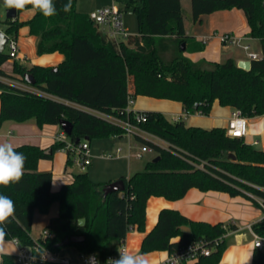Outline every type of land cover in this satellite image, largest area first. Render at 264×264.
I'll list each match as a JSON object with an SVG mask.
<instances>
[{"label": "trees", "instance_id": "trees-1", "mask_svg": "<svg viewBox=\"0 0 264 264\" xmlns=\"http://www.w3.org/2000/svg\"><path fill=\"white\" fill-rule=\"evenodd\" d=\"M71 2V10L64 12L68 0H53L57 14L51 17L37 11L26 20H20V16L6 18V32L18 37L20 28L26 26L30 35L39 38V54L58 51L64 59L49 66H25L14 59L10 73L3 67L11 59L9 53L6 49L0 53V124L31 118L39 125L58 124L65 118L74 125L71 135H67L69 141L80 144L86 138L90 142L94 137L123 136L124 126L109 118L114 116L129 119L168 145L137 133L138 139L151 145L155 157L160 158H152L144 169L129 177L123 175L124 189L106 195V183L93 180L87 171L75 173L71 182L53 190V172L39 170V160L53 159L56 150L65 148L66 140L57 139L47 148L35 144L13 146L26 160L20 181L0 186V194L10 197L15 205L5 239L34 244L31 231L35 212L48 213L57 203L58 213L46 226L53 235L43 243L58 252V242L85 234L84 240L72 244L80 252L104 254L124 241L130 229L145 231L149 197L176 200L192 187L242 195L264 209V149L243 137L229 135L224 126L189 125L182 117L170 120L157 110H138L146 116V120L138 121L134 114L125 112L131 93L135 97L180 101L186 113L209 114L213 102L219 100L222 105L240 108L247 117L264 114V53L251 59L250 69L240 67L233 58L223 62L192 60L184 54L182 43H188L189 51H200L205 44L187 34L182 0H130L128 6L137 15L138 34L130 33L119 44L102 33L89 13L77 9V0ZM234 7L244 10L249 35L260 38L264 47V0H191L194 21L206 12ZM168 51L174 55L165 59L163 55ZM27 72L35 76L36 83L27 82ZM5 78L19 79L29 87ZM66 151L70 166L74 154ZM82 217L86 218L84 226L79 223ZM182 225L191 231L183 230ZM252 229L264 236V216L252 224ZM227 230L222 222L195 220L178 209L165 207L145 235L141 251L173 250L205 239L212 247L211 253L192 264H219L226 240H215ZM1 264H17L16 256L3 254ZM253 264H264V250L259 247L254 249Z\"/></svg>", "mask_w": 264, "mask_h": 264}, {"label": "crops", "instance_id": "crops-1", "mask_svg": "<svg viewBox=\"0 0 264 264\" xmlns=\"http://www.w3.org/2000/svg\"><path fill=\"white\" fill-rule=\"evenodd\" d=\"M191 7V0H182V7ZM192 9V8H191ZM90 10V9H85ZM94 11V10H93ZM30 9L22 11L18 16L20 20H26L34 15ZM184 21L186 22L185 18ZM187 34L193 35L197 42H203L205 44L204 49L200 51H189L184 52L185 55L194 61H218L223 62L228 58H233L237 63L242 60H251L248 55L249 51L256 52L259 57L263 56L264 47L263 42L260 38L252 37L249 35L250 25L247 16L243 9L239 8H229L220 9L213 11L211 13L202 14L198 20H193V22L188 25L185 23ZM6 28V27H5ZM4 27H0V30H5ZM100 30L105 35L107 33L106 25H99ZM24 33L25 37L30 38L31 41H38L39 38L35 35L29 34V29L26 26L20 28L19 34ZM130 33V32H129ZM224 33H231L238 37V43L227 42L224 43L221 40V35ZM18 34V35H19ZM132 34H138L132 33ZM19 41V40H18ZM20 45V57L17 59L22 65L31 66L32 64H42V65H57L64 59V54L61 52H52L36 55V47L33 49L32 57L28 56L26 49ZM244 45H249V49H245ZM188 46V43H186ZM236 46V48H232ZM33 58V59H32ZM13 62L14 59H9L3 65L7 72L12 73L13 70L6 68L8 62ZM30 61V62H28ZM29 64H28V63ZM14 65L11 66V69ZM13 83L18 86L29 87L25 82L19 79H12ZM135 102L133 108L136 110H157L164 112L167 116L168 114L173 115V120L187 116H194L200 118L190 125H199L203 127H213V126H224L226 127L228 121L231 117V113L234 107L229 105H222L219 100L213 102L211 111L209 114H203L200 112L186 113L183 109V105L180 101H175L172 99L157 98L148 95H137L135 97ZM1 108V101H0ZM264 119V114L248 117L249 133L245 137V140L257 148L264 149V132H258L254 128L255 125H259L261 120ZM187 123V122H186ZM188 124V123H187ZM61 125L58 124H44L39 125L35 118L28 119L26 121H15L6 120L0 124V143H11L13 146L23 145V144H35L43 148L51 146L58 138V136L63 133ZM137 133L145 138L151 139L150 136L154 137L153 140L163 146H167L168 143L153 136L152 134L140 131L133 135L136 139ZM68 141L69 138L65 136ZM139 140V139H138ZM133 149L140 147L137 143L130 139L129 146ZM129 148V147H128ZM155 152V151H154ZM156 156V152L154 153ZM128 156V153H127ZM153 157V158H154ZM68 152L64 148L56 150L53 159L42 158L39 160L38 168L41 171L51 169L53 172V190L58 189L63 183L71 182L74 178V174H66L69 172L70 168L67 165ZM133 158V157H128ZM135 158V157H134ZM52 161V165L48 162ZM84 169V168H83ZM65 172V173H64ZM120 177H108L107 181H97V182H111L116 178ZM125 176V175H124ZM215 197L213 198V196ZM147 201V213H146V223L149 228L145 229L148 232L155 226L154 218L156 211L159 212L162 208H175L195 220H206L211 223L222 222L226 227H228L227 232L224 234V239L226 240V248L221 257L219 264H253V252L256 248L255 246V233L252 229V224L259 221L264 216V209L257 205L252 199L236 195L232 196L228 192L224 191H202L197 187L190 188L185 196L182 198L171 200L164 196L153 195L149 197ZM53 207V208H52ZM58 213L57 206H51L48 213H41L39 210L35 212L33 230L31 234L33 238H38L41 233L40 230L44 229L48 223L50 217ZM151 213V214H150ZM150 214V215H149ZM159 215L155 220H158ZM148 220V222H147ZM151 226L150 227V222ZM130 233V232H129ZM125 238L129 250L128 236ZM5 253H12L16 255L19 251V244L14 239H5ZM264 250V246L261 248ZM166 252V250H163ZM130 252V250H129ZM3 255V254H2ZM2 255H0V264L2 262ZM250 256V259L248 257ZM155 264V263H153Z\"/></svg>", "mask_w": 264, "mask_h": 264}, {"label": "built area", "instance_id": "built-area-1", "mask_svg": "<svg viewBox=\"0 0 264 264\" xmlns=\"http://www.w3.org/2000/svg\"><path fill=\"white\" fill-rule=\"evenodd\" d=\"M92 20H94L99 25H106L107 26V33L105 34L111 40L115 41L116 43H120L121 41L127 40L129 37V32L123 22V14L122 9L117 7L115 4L111 6H103L94 11L90 14ZM5 31V30H4ZM6 32V31H5ZM9 37L6 43V50L9 53L11 59H18L20 57V45L18 41V37H15L7 32ZM240 39V38H239ZM238 37L234 36L231 33H224L221 35V40L224 43L231 42V43H238ZM245 49H249V45H244ZM250 59L259 58L256 52L249 51L248 52ZM23 87V86H22ZM135 96L133 94L128 95L127 105L125 107V112L129 114H134L136 120L144 121L146 120V116L139 112L138 110L134 109ZM110 120L113 122L122 124L126 130V133L134 134L136 132L143 131L139 126L135 123L127 120H122L118 117L109 116ZM248 117L243 113L240 108H234L231 117L228 121L226 126L227 133L231 136L235 137H243L245 138L249 133V125H248ZM58 136V140H66L65 136L67 135L66 132L62 131ZM65 150L69 149L74 154V162L80 165L82 168L87 167L89 164L92 163V155L90 150V142L87 139H84L80 144H73L71 141L66 140ZM117 153L122 151V148H117ZM155 150L153 147L147 143H143L139 148L133 149L130 145L128 148V157H135V158H142L146 153L154 152ZM111 157L114 154H110ZM51 229L45 227L41 232L38 238H34V244L32 245H22L17 238L14 240L19 244V251L15 255L17 264H49V263H58L61 262L63 264H106L109 258H118L119 253L118 249H127V244L124 241H119L114 246V249L101 254L100 252H80V262L73 263L67 257H61L58 252L48 248L43 241L46 240L48 237L52 236ZM255 245L259 242V248L264 246V236L257 234L255 231ZM224 236H220L215 241L218 242L222 240ZM45 251V258L42 259L39 255L40 252ZM129 251V250H128ZM212 251V247L209 245L208 241L205 239H200L198 241L189 243L187 245L178 247L173 250H166L165 256L155 264H182L186 262L187 264H192L193 262L197 261L202 255H208ZM95 261H93V259Z\"/></svg>", "mask_w": 264, "mask_h": 264}, {"label": "rangeland", "instance_id": "rangeland-1", "mask_svg": "<svg viewBox=\"0 0 264 264\" xmlns=\"http://www.w3.org/2000/svg\"><path fill=\"white\" fill-rule=\"evenodd\" d=\"M130 0H77V9L81 12L85 13H91L93 10H96L103 6H111L115 4L117 7L122 9L123 14V22L125 23V26L127 28V31L130 33H136L138 32V20L136 13L132 10L130 6H128V2ZM90 9V10H85ZM184 18L188 25H190L193 22L192 17V9L189 6H185L183 9ZM6 18H7V10L3 7V0H0V27H6ZM30 38L25 37L24 33H20L18 35V40L21 46H23L26 49V53L28 56L31 55L33 49L36 47L38 48V41H31ZM182 44H185V47L182 48L184 52L186 51V43L183 42ZM232 48H236V46H233ZM35 54L38 56L40 55L35 50ZM174 55L173 51H168L164 53L163 57L165 59H170ZM33 59V58H32ZM30 62V61H28ZM27 62V63H28ZM29 64V63H28ZM14 65L13 62H8L6 64V68L9 70H13L14 66L11 69V66ZM6 81L13 83V80L11 78H5ZM166 99V98H164ZM168 100V99H167ZM176 101V100H175ZM168 117L173 119V115L168 114ZM200 118H196L194 116H187L184 117V120L190 125L193 122L197 121ZM67 137V135H66ZM153 140H156L154 137L150 136ZM130 139L133 140V142L137 143L138 145H142L143 142L133 137V135L129 133H125L123 136H104V137H94L90 140V150L92 157V163L89 164L84 169L78 165L76 162L73 161V164L69 166L70 170L69 172H66V174H75L81 171H87L90 175V177L95 181H107L108 177L112 175V177H120L121 175H125L127 177L131 176L134 172L138 170L144 169L146 163L151 160L154 157L155 152L146 153L142 158H128V147L130 143ZM122 148V151L117 153V148ZM114 154L113 157L110 156V154ZM74 159V156L72 157ZM49 160V159H48ZM51 160V159H50ZM49 164L52 163V161L48 162ZM52 165V164H51ZM47 171V170H44ZM49 171H52L49 169ZM65 173V172H64ZM119 179V178H117ZM116 178L114 180H117ZM106 183V182H105ZM215 195L213 196V198ZM54 208L57 206V203H54ZM53 208V207H52ZM156 211L154 218V223H156L157 216L159 215L160 211L154 209ZM151 214V213H150ZM149 214V215H150ZM148 222V220H147ZM150 222V221H149ZM149 223H146L145 228H149ZM150 222V227L151 226ZM43 230L41 229L39 233H41ZM129 236H128V242H129V250L132 253H139L146 256V259L149 261V264L158 263L164 256L165 252L163 250H156L148 253H143L141 250L142 241L147 234L145 231H140L138 229H130L129 230ZM59 255L61 257H67L71 260L73 263H79L80 262V251L78 248L71 244L66 245L64 247H61L58 251Z\"/></svg>", "mask_w": 264, "mask_h": 264}, {"label": "clouds", "instance_id": "clouds-1", "mask_svg": "<svg viewBox=\"0 0 264 264\" xmlns=\"http://www.w3.org/2000/svg\"><path fill=\"white\" fill-rule=\"evenodd\" d=\"M31 6L33 12H40L45 17L57 14L53 0H3V7L6 10L15 9L16 11L28 10ZM72 8L71 0L63 5V11L69 12ZM254 128L258 132H264V119ZM26 157L23 153L17 152L11 143H0V186L7 187L10 184L18 183L24 174V164ZM15 216L14 201L3 194H0V255L5 254L6 228L11 222L10 218ZM259 246V242L256 243ZM118 258H109L106 264H149L146 256L139 253L129 252L127 249H118ZM42 259L45 258V251L40 252ZM95 261L94 258H92ZM250 259V256L248 257ZM98 264V261H96ZM246 264V262H242Z\"/></svg>", "mask_w": 264, "mask_h": 264}, {"label": "water", "instance_id": "water-1", "mask_svg": "<svg viewBox=\"0 0 264 264\" xmlns=\"http://www.w3.org/2000/svg\"><path fill=\"white\" fill-rule=\"evenodd\" d=\"M17 16H18V11H16L15 9L7 10V18L15 19V18H17ZM8 39H9V37L7 35V32H5L4 30H0V53H3L5 51L6 43H7ZM184 47H185V44H182V48H184ZM238 65L240 67L245 68V69H250L251 68V60H242L238 63ZM24 77L26 78L27 82H30L31 84L36 83L35 76L30 72L25 73ZM59 124L61 125V128L63 129L64 132H66L67 135H71V133L73 132L74 125L70 120L63 118L59 121ZM80 140H81V138L77 139V142H79ZM231 154H232L231 156L233 158H236V156L233 153H231ZM159 158H160V156H157L153 160L157 161ZM124 186H125L124 180L122 178H119L117 180L106 183L105 186L103 187V191H104V194L106 195L112 191L123 190ZM79 223L81 226H84L86 223V218L85 217L80 218ZM181 228L185 231H188V232L191 231V228L187 225H182ZM84 239H85V234L66 237L62 241L58 242L57 246L58 247H64L66 245H71L72 243L82 241Z\"/></svg>", "mask_w": 264, "mask_h": 264}]
</instances>
